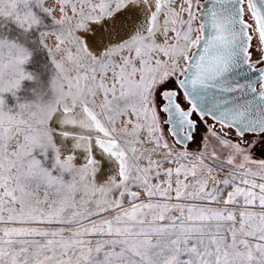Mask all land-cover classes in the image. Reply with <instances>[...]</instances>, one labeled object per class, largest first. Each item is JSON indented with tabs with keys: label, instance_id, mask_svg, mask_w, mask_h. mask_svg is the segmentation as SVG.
I'll return each instance as SVG.
<instances>
[{
	"label": "snow or ice",
	"instance_id": "1",
	"mask_svg": "<svg viewBox=\"0 0 264 264\" xmlns=\"http://www.w3.org/2000/svg\"><path fill=\"white\" fill-rule=\"evenodd\" d=\"M0 264H264V0H0Z\"/></svg>",
	"mask_w": 264,
	"mask_h": 264
}]
</instances>
